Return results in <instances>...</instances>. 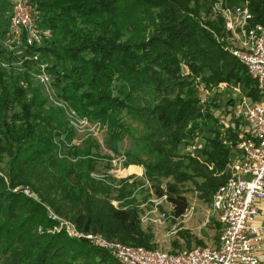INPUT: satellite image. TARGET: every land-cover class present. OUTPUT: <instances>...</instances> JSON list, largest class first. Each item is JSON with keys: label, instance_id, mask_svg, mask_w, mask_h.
<instances>
[{"label": "trees", "instance_id": "obj_1", "mask_svg": "<svg viewBox=\"0 0 264 264\" xmlns=\"http://www.w3.org/2000/svg\"><path fill=\"white\" fill-rule=\"evenodd\" d=\"M32 1L35 20L47 32L43 47L31 52L38 50L48 64L56 97L100 121L107 130L105 147L124 154L126 166H143L144 174L132 182L93 177L99 160L110 156L101 154L93 138L83 146L67 145L74 129L65 110L53 106L30 71L4 67L2 61L13 55L0 48V264H121L85 239L52 232L57 220L50 210L70 217L82 231L155 247L143 227L136 191L148 180L156 197L166 195L173 204L175 218L189 208L187 184L211 202L215 186L230 176L236 131L245 125L234 118L239 97L231 89L239 86L257 101V82L224 49L228 34L223 18L209 15L211 0ZM225 2L248 5L252 22H264V0ZM225 82L226 99L219 87ZM202 86L209 91L206 105L199 99ZM220 113L230 122L231 145L223 143ZM133 122L142 127L138 136ZM129 134L135 150L124 152L121 143ZM202 136L198 156L185 151ZM17 185L29 186L33 196L14 191ZM113 190L119 191L118 207ZM178 237L193 247L188 231L178 230ZM172 244L178 251L179 240Z\"/></svg>", "mask_w": 264, "mask_h": 264}, {"label": "built area", "instance_id": "obj_2", "mask_svg": "<svg viewBox=\"0 0 264 264\" xmlns=\"http://www.w3.org/2000/svg\"><path fill=\"white\" fill-rule=\"evenodd\" d=\"M35 11L36 7L32 0H8L5 38L10 49H18L21 53L43 47L47 31L38 27L34 17ZM209 15L212 18H223L228 34L224 49L246 67L251 77L256 80L260 93L259 100L251 101L241 93L240 87L234 88L240 95L234 107V118L241 119L245 125L236 131V149L239 153L227 164L230 176L225 183L215 186L211 196L212 209L219 214L223 224L219 243L215 246L195 245L178 251L134 245L117 239H108L101 233L82 231L74 221L55 214L49 208L50 216L57 220L52 232L65 230L71 237L85 239L92 245L108 251L121 264H262L258 252L264 245V212L260 208L264 204V22H252L254 16L248 5L228 6L225 0H211ZM10 49L8 50L11 51ZM32 56L39 61L40 52L34 51ZM2 65L6 68L11 67L8 61H2ZM47 66L46 62L39 63L38 70L41 73L37 77L49 100L64 106L71 117L69 119L71 124L75 126L74 129L85 134L84 138L80 139L76 135L68 145L82 144L89 136L98 137L105 126L100 121L81 116L69 103L56 97V90L52 84L53 77ZM226 86L227 83L219 85L221 89ZM53 91L55 97L50 96ZM208 97L209 91L202 86L199 92L202 105H206ZM220 121L221 126L223 125L221 127L223 143L231 145L232 140L227 135L230 122L225 115ZM200 147V145H197V148L189 147L190 154L196 156L195 151ZM105 160L109 168L105 172L100 170L93 172V177L105 179L112 176L118 180L128 179L129 182L137 178L134 172L123 174V171L130 167L125 164L124 154H112ZM209 166L212 169L214 164L210 163ZM146 183L149 181L146 180ZM18 190L33 196L29 186L19 185L14 191ZM151 201L155 202V206L141 215L142 223L153 220L150 214L156 212L160 215L154 221L159 223L165 221L168 215L160 211L159 204L167 201V196L156 197ZM191 209L193 210L194 206ZM189 211L190 207L183 216L189 215Z\"/></svg>", "mask_w": 264, "mask_h": 264}, {"label": "rangeland", "instance_id": "obj_3", "mask_svg": "<svg viewBox=\"0 0 264 264\" xmlns=\"http://www.w3.org/2000/svg\"><path fill=\"white\" fill-rule=\"evenodd\" d=\"M4 6H5V3H4V5H1V3H0V7H1L0 20L2 21V22H0V29L2 27L4 28L6 25V24H4V21H5L4 19L7 17L6 12L8 9V0H6V8H4ZM35 13H36V11H35ZM35 13H34V17H35ZM203 16H205L204 13H203ZM38 27L41 28L40 26H38ZM0 45H1L0 48H5L9 53L11 52L13 55L11 57V59L8 61L9 65L11 66V67H9V70L12 68H17V67L21 70V67H22V70L27 69V71H30V73L33 76L34 81L39 82L38 77H37L38 74L41 73V71L38 70L39 63H45V59L41 58V55L39 56V59L37 58L40 61H37L36 58L32 56L34 54V52H31L28 50V51H23V52L19 53L20 51L18 49H16V50H12L13 48L10 49L9 46L7 45L5 35L3 37H1V35H0ZM8 49H10L11 51H9ZM35 63H36V65H34ZM227 87H228V84L224 90L221 89V87H220V89L223 90V93H225L224 94L225 99H226V96H228V94H229V91H228L229 89ZM235 87L239 88V86H235ZM231 92H234L233 93L234 97H240L239 93L237 91H235L233 88L231 89ZM218 94L222 95L220 93H218ZM50 96L55 97L54 91L52 92V94ZM53 106L60 107V108L62 107L65 110L66 118L68 121V127L71 129H74L75 126L73 124H71V122L69 120V119H71V117L68 116L65 107L58 105V104H53ZM225 107H226V102L224 101L223 102V108H225ZM224 115H225L224 113H220L218 116L220 119H222ZM220 124H222L221 121H220ZM214 126H215L214 123H210V128H212ZM222 126L220 125L219 128L221 129ZM132 129H133L132 133L134 136H136V135L138 136L139 134H141L142 127L137 122H133ZM76 135H78L79 139L84 138V136H85L84 133L78 131L77 129L76 130L74 129V137L69 141L65 140L67 145L72 142V140L76 137ZM133 135L129 134L125 137L124 141L121 143L122 151L125 152L128 150H132V151L135 150L136 144L134 143V136ZM89 138H93L97 142H99V144H101V154H103V156H110L111 157V155L114 154L113 152H111L110 150H108L105 147L104 142L107 138L106 128H102V130L98 134V137L94 138L92 136H89L88 139ZM203 141H204V136H202L199 140L193 142L190 146L185 147V151L191 152L189 147H192V146H195L196 148H197V145L202 146V144L204 143ZM83 144L84 143L73 144V145L83 146ZM197 154L198 153L196 150L195 155L198 156ZM105 159L102 158L101 160H99V166H98L99 168L98 169L100 170V172H105L106 169L109 168L106 164L107 161ZM127 171L133 172L131 167L127 168ZM132 176H134V175H132ZM137 178H143V177H137ZM18 186L19 185H17L15 188H17ZM115 187L120 188V185L117 186L115 183ZM186 188L188 190L186 192V196L188 198L189 207H190L189 215L182 216L181 218H175L172 214L173 204L168 202V201H162L159 204V209H161L160 210L161 212H166L168 215V218L165 221L163 220V222H161V223L155 222L154 220L158 219V217L160 215L159 212H156V213L150 214V217H152L153 220H149L148 222L143 223V227L153 235V242L152 243L154 244L155 247H160V248H163L166 250H173L172 242L176 239L179 240V244H180L179 250L187 247V243H186L185 239L178 237V230H180V232L188 231L193 236V246L196 245V243L194 241L195 239L201 240L202 242L205 243V244H200V245L215 246L219 243V236L221 235L222 230H223V224L220 221L219 214L217 212L213 211L212 206H211V202H206L205 200L200 198V193L195 189L194 185L187 184ZM118 193H119L118 190H113V194H112V196H114L112 201H113L114 205L117 207L120 204L119 200L117 199ZM153 198L155 199L156 196H155L153 189L150 186V183H146V185H144L143 187H140L136 191L135 199H136V202L140 205L141 215H144L146 212H148L154 208L155 202L151 201V199H153ZM192 206H194L193 210L191 209ZM63 218L70 219V217H64V216H63Z\"/></svg>", "mask_w": 264, "mask_h": 264}, {"label": "crops", "instance_id": "obj_4", "mask_svg": "<svg viewBox=\"0 0 264 264\" xmlns=\"http://www.w3.org/2000/svg\"><path fill=\"white\" fill-rule=\"evenodd\" d=\"M0 1H1V0H0ZM0 3H1V5H4V3H5L4 8H6V0H5V1L2 0ZM0 10H1V7H0ZM4 10H5V9H4ZM6 18H7V17H6ZM6 18H5V20L8 22V19H6ZM0 22H2V21L0 20ZM4 24H6V25H5L4 28L2 27V28L0 29V33H1V31H2V32H3V31L6 32V27H7V24H8V23L4 22ZM201 148H202V146H201ZM238 153H239V152H238ZM130 166L137 167V168H136V171L134 172V173L136 174L137 177H143V174H144V167H143V166L136 165V164H132V165H130ZM260 208H261V211L264 212V204L261 205ZM261 218H262V217H261ZM258 257H259L260 261L262 262V264H264V245H263L262 249L258 252Z\"/></svg>", "mask_w": 264, "mask_h": 264}, {"label": "bare ground", "instance_id": "obj_5", "mask_svg": "<svg viewBox=\"0 0 264 264\" xmlns=\"http://www.w3.org/2000/svg\"><path fill=\"white\" fill-rule=\"evenodd\" d=\"M126 172H128V171L127 170L123 171V174H125ZM133 172H135V171H133Z\"/></svg>", "mask_w": 264, "mask_h": 264}]
</instances>
